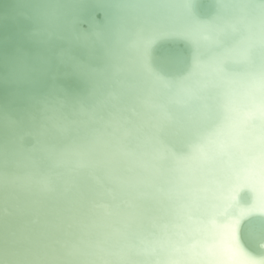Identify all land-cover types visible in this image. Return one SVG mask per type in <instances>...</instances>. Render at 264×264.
<instances>
[{
	"label": "water",
	"instance_id": "95a60500",
	"mask_svg": "<svg viewBox=\"0 0 264 264\" xmlns=\"http://www.w3.org/2000/svg\"><path fill=\"white\" fill-rule=\"evenodd\" d=\"M186 1L187 8L181 0H0V168L8 161L7 169L15 170L9 161L14 152L16 159L33 154L49 176L42 186L32 179L0 188L6 204L0 203V264H76L85 253L94 259L93 241L81 245L77 221L87 215L92 183L83 172L72 176L53 166L40 148L78 143L85 150L96 136L109 134L113 122H137L133 113L149 84L127 45L135 28L153 39L145 50L150 76L167 82L187 77L196 56L202 61L220 50L221 45L203 50L178 31L187 19L218 22L237 6L229 8L228 0ZM235 2L246 9L264 4ZM224 69L241 67L227 62ZM170 108L173 120L157 136L181 153L186 120L181 109ZM252 201V192L241 188L226 216L236 217L237 208L248 209ZM132 224L150 229L145 218ZM235 236L246 256L264 264V213L239 216ZM76 245L82 252L73 251L74 258L69 251Z\"/></svg>",
	"mask_w": 264,
	"mask_h": 264
},
{
	"label": "bare ground",
	"instance_id": "6f19581e",
	"mask_svg": "<svg viewBox=\"0 0 264 264\" xmlns=\"http://www.w3.org/2000/svg\"><path fill=\"white\" fill-rule=\"evenodd\" d=\"M235 5L218 22L182 23L178 33L203 50L221 48L202 61L196 56L191 73L176 83L150 76L145 50L153 39L135 28L127 45L149 84L133 113L137 122H113L111 132L96 136L85 150L78 143L41 146L53 166L72 176L83 172L92 183L87 215L77 221L80 243L93 241L95 257L79 254L76 264H259L238 246L235 225L242 214L264 213V4L246 9L228 0L229 8ZM227 62L241 69L227 72ZM170 107L181 109L186 120L181 153L157 136L173 120ZM29 155H11L15 170L4 163L1 189L18 180L47 184L49 176ZM241 188L252 192L251 206L226 216ZM142 218L150 229L133 227ZM72 249L74 258L73 251L82 252L77 245Z\"/></svg>",
	"mask_w": 264,
	"mask_h": 264
}]
</instances>
